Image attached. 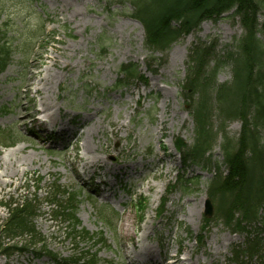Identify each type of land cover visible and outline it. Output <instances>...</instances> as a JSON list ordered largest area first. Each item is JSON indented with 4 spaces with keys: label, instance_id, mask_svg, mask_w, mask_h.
Returning a JSON list of instances; mask_svg holds the SVG:
<instances>
[{
    "label": "rangeland",
    "instance_id": "374dc122",
    "mask_svg": "<svg viewBox=\"0 0 264 264\" xmlns=\"http://www.w3.org/2000/svg\"><path fill=\"white\" fill-rule=\"evenodd\" d=\"M118 1L0 0V28L6 31L5 41L13 53L11 63L0 76V164L8 169L11 164L17 167L12 184L3 187L7 180H0V225L7 216L2 206L8 201L35 199V231L50 255L67 258L76 247L81 252L96 253L99 264H126L123 248L132 253L134 240L146 244L140 238L145 226L151 231L149 243L155 254L163 256L169 244L168 254L178 251L179 259L186 258L192 249L200 264L211 259L214 264H227L230 247L242 245L244 235H234L221 225L211 227L199 244L185 235L187 228L196 235L202 226L209 174L200 167L191 168L189 173L196 177L198 187L187 193L176 189L181 165L173 143L176 139L190 143L192 138L193 124L180 97L188 52L198 41H213L216 56H224L225 48L242 37L240 23L231 17L205 22L197 32L174 43L166 54L149 55L142 27L129 16V4ZM52 32L56 34L53 40L49 39ZM259 40L264 47V34ZM145 58L159 60V66L152 65L150 69L153 74L146 72ZM125 63L140 66L146 87L112 90L118 68ZM27 69L35 77L25 99ZM40 76L47 79L43 86L36 85ZM230 79L229 69L220 68L217 83ZM36 88L40 89L39 96L34 94ZM40 96L49 98L55 106V122L44 129L31 126L23 115L26 108V114L38 119ZM240 131L238 121L229 123L226 129L230 138H238ZM76 133H84L83 138L88 143L92 141L95 155L115 170L114 176L93 168L82 169V141L74 147L68 144ZM212 160L221 161L219 144ZM119 165L125 166L128 173H121ZM39 178L41 183L37 182ZM147 186L152 188L146 190ZM109 187L115 191L112 195ZM64 190L79 195L78 230L91 235L101 232L102 247H92L87 241L75 245L67 238L65 225L53 218L54 207L64 200ZM107 194L111 198L102 200ZM164 201L167 203L163 206ZM104 210L106 214L113 210L116 215L114 233L97 219V212ZM160 210L164 213L157 218ZM261 216L264 218V208ZM127 217L134 239L121 233ZM225 238L230 242L219 247ZM210 243L215 253L211 259L206 257ZM0 264L53 263L48 257L36 259L24 253L0 257Z\"/></svg>",
    "mask_w": 264,
    "mask_h": 264
},
{
    "label": "trees",
    "instance_id": "16d2710c",
    "mask_svg": "<svg viewBox=\"0 0 264 264\" xmlns=\"http://www.w3.org/2000/svg\"><path fill=\"white\" fill-rule=\"evenodd\" d=\"M124 1L131 5L130 16L142 25L145 48L152 53L169 51L179 39L196 32L203 22H217L231 11L230 17L238 19L243 35L226 51L224 62L215 57L216 46L212 42L209 45L198 42L188 53L181 97L193 121V139L189 145L177 141L175 146L184 168L192 165L210 168L209 153L220 137L227 174L222 176L220 167L215 166V175L208 183L210 196L216 202L214 219L236 232L250 234L246 227L254 226V232L260 233L256 225L262 224L258 213L264 205V48L258 35L264 33V0ZM260 15H263L262 22H259ZM5 35L0 28V41ZM1 56L0 51V60H3L0 72L6 65ZM155 65L159 66V62ZM221 66L230 69L229 83L216 82ZM135 81L141 82L142 77L137 66L128 64L120 68L115 85L123 88ZM233 121L241 122L238 138H230L226 132ZM179 182V187L185 188L190 180L180 178ZM74 200L71 195L68 204L60 206L54 216L67 224L73 241L76 238L92 240L87 232H77L79 223ZM6 210L7 219L0 226V255L24 253L26 247H34L33 251L38 252V245L43 252L41 241L34 242L39 236L32 224L36 207L31 202L28 205L10 202ZM23 238L30 240L29 245L22 244ZM5 240L9 242L5 244ZM263 242L262 236H247L245 247L250 256L258 253ZM241 255L234 252V262ZM52 259L55 264L95 263L92 260L86 263L85 257Z\"/></svg>",
    "mask_w": 264,
    "mask_h": 264
},
{
    "label": "bare ground",
    "instance_id": "6f19581e",
    "mask_svg": "<svg viewBox=\"0 0 264 264\" xmlns=\"http://www.w3.org/2000/svg\"><path fill=\"white\" fill-rule=\"evenodd\" d=\"M185 52L183 53V60L185 59ZM32 66H34V62L32 63ZM27 73V77H26V83H25V94H24V98H27V95L29 93H31V86H33V78L35 77L32 73L30 69H27L26 71ZM36 85L38 86H43L46 84L47 79L45 77H37L36 78ZM39 92L40 89L36 88L34 90V94H37L39 96ZM55 106L53 105V103L51 102V100L47 97H43L40 96V100H39V110L37 111L38 114H40L41 116H43L44 119H42L40 126L41 127H46L48 124H53L55 122V118H54V113L53 108ZM27 111V109H24L23 115L26 116L27 118H30L31 115L30 114H26L25 112ZM57 113L58 111H60L59 108H57ZM59 115V114H58ZM31 123L36 124V122L34 120H31ZM121 129V127L116 128L115 131L112 132V134L117 133L119 130ZM83 134L84 133H76L70 141V146L74 147L75 144L79 141H82V146L81 149L83 150L85 157H82L81 160L83 158V164H82V169L83 170H89V169H94V170H100L105 174H110L114 176V171L112 170L111 167L109 165H107L105 163L104 160H102L101 158H98V156L95 155V146L91 143H88L84 138H83ZM119 169L121 170L120 172L122 173H128L127 172V168L125 166L119 165ZM126 168V170H125ZM17 167L14 164L10 165V168L8 169L7 167H3L2 164H0V180H7L5 183H3V187L8 186L11 183V178H13L14 176H17ZM153 179H155L156 177H152ZM157 186H154V188H156ZM152 187L147 186L146 190H150ZM156 193H158V191H156ZM106 198V197H104ZM107 199V198H106ZM108 200V199H107ZM143 228V227H142ZM144 230L142 232V236H140L141 241H145L146 244L141 243L138 244V242H136L134 240L133 243H131V247H132V253H128L125 246L123 248V252L125 255V261L126 264H148V262H153L154 258L156 255L155 254V250L154 248H152V246L149 243V238L151 237V231L149 228H146L144 226ZM121 233L124 236H130L133 237L134 239V233L133 230L130 228L129 223H128V217L125 218L124 220V224L121 226ZM230 242V239L225 238L218 246L220 247L222 244H226L228 245V243ZM223 246V245H222ZM167 252L165 251L164 257H162V260L158 263V264H200L198 261V258H194V251H192V249L190 250L188 257L184 258V259H179L177 256V252L175 254H168V250L170 249V245H167ZM207 255H211V253L207 254ZM160 256V254H159ZM135 258V260H132L131 258ZM146 262V263H145ZM156 263V261H155ZM207 264H214V260H211L209 263Z\"/></svg>",
    "mask_w": 264,
    "mask_h": 264
},
{
    "label": "water",
    "instance_id": "95a60500",
    "mask_svg": "<svg viewBox=\"0 0 264 264\" xmlns=\"http://www.w3.org/2000/svg\"><path fill=\"white\" fill-rule=\"evenodd\" d=\"M212 215V208L210 206V203L207 201L206 202V206H205V213H204V216L205 217H210Z\"/></svg>",
    "mask_w": 264,
    "mask_h": 264
}]
</instances>
